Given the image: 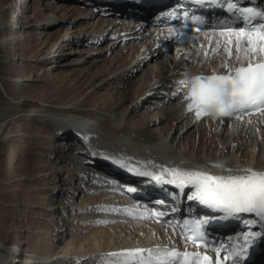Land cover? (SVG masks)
Here are the masks:
<instances>
[{
    "label": "bare ground",
    "instance_id": "obj_1",
    "mask_svg": "<svg viewBox=\"0 0 264 264\" xmlns=\"http://www.w3.org/2000/svg\"><path fill=\"white\" fill-rule=\"evenodd\" d=\"M175 2L179 0H16L10 18L0 15V30H7L0 45H10L11 55L24 47L29 53L20 59L42 66L47 59L70 48L67 55L77 58L63 63H57L55 58L48 64L51 74L58 67L71 68L90 60L86 68L70 73L74 70L71 69L70 76L63 73L53 80L58 85L73 84V89L67 85L63 89L72 90L65 101L52 96L25 108L19 104L24 99L12 97V107L0 112V141H20V137L26 136L32 144L47 148L39 154H46L50 163L42 174L41 189L46 192L40 197L49 203L47 212L53 230L43 232L60 241L65 232L75 228L72 223L78 217L64 214L74 207L84 214L78 219V229L83 233L78 242L80 249L71 253L60 248L52 255L41 256L24 253L19 258V246L26 243L22 235L19 242L12 244L0 240V264H123L136 259L127 254L143 246L183 244L167 222H150L151 209H138L130 196L110 183L109 176H116L131 180L143 194L155 192L145 179H134L119 169L149 173L167 170L192 180L193 174L242 177L251 172L264 173V111L234 121L215 117L196 121L181 108L183 78L228 74L237 66L247 65L249 60L259 62L264 54L238 52V40L241 49L248 47L247 38L240 33L191 34L177 27H153V18L165 11L161 5L173 6ZM35 46L37 50L32 52L30 49ZM109 54L112 55L107 57ZM47 70L37 68L25 73L21 66L7 79L18 93L29 82L42 81L39 76ZM142 70L141 76L133 80ZM1 78L0 91L2 88L6 95ZM119 79L122 83L115 88L109 86ZM121 86L129 87L125 93L116 92L119 95L114 103V94L109 91ZM103 89L100 99L89 101V97L99 95ZM152 97L159 98L158 107L148 114L141 108L148 109L145 102ZM160 99L166 100L163 108L159 106ZM167 116L166 123L161 125ZM30 119L45 130L29 132L25 125ZM228 122L235 124V129L225 126ZM13 124L16 130L11 133L9 128ZM141 131L144 133L140 134ZM86 135H90L87 141L83 139ZM74 149L78 153L64 156ZM65 160L70 161L68 166L64 165ZM14 178L10 181L18 180ZM94 182L100 183L106 193L101 191L75 204L72 199L78 197L79 192L75 193L81 189L76 184ZM109 190L112 194L107 193ZM67 192L70 196L65 198ZM99 211L112 216H102ZM1 229L5 234L11 230L8 225ZM14 231L20 234L21 228ZM72 243L76 241L68 246Z\"/></svg>",
    "mask_w": 264,
    "mask_h": 264
},
{
    "label": "rangeland",
    "instance_id": "obj_2",
    "mask_svg": "<svg viewBox=\"0 0 264 264\" xmlns=\"http://www.w3.org/2000/svg\"><path fill=\"white\" fill-rule=\"evenodd\" d=\"M47 1H51V0H47ZM15 7H16V0H0V15L4 16L7 19L10 18V16L13 15L12 12H14ZM59 29L60 28L57 27V30ZM6 31L7 30L5 28L0 30L1 39L5 36ZM41 37L45 38L44 35ZM106 41H108V39L105 40V42ZM31 44H34V40L31 42ZM10 48H11L10 45L8 46L0 45V77H2L1 81L2 83H4L3 86L6 91V95H5L3 89L1 88L0 110L2 109L3 110L0 112H3L4 110H6V108L12 107L11 106L12 103L10 102L11 101L10 99L12 97L14 99H21V100L24 99V101H22V103H19V104H23L25 108L34 107L35 105L38 104L39 101L47 100V98L52 97V96H53L52 98H55L57 96V99L59 101L60 100L65 101L67 98V95H69L72 90L66 92L63 89L66 85L69 86L71 89H73V84L68 85L69 83L67 82L65 85H60V84L58 85L53 80H56L63 73L69 74L70 76L71 72L84 69V67L86 68L90 62V60L88 59L87 63H83L80 65L78 64V65H75L74 67L72 66L71 68L58 67L55 69L54 73L51 74L48 64L54 61L55 58L58 60L57 63H63L64 61L69 60L71 57H72L71 59L77 58L76 56L74 57V55L73 56L70 54L67 55V52H68L67 50H69L70 48L64 51L63 53L61 52L57 54L53 59H47L42 64V66L35 65V62L31 63V62H26L20 59L23 57L24 58L27 57L26 54L29 53V50L24 49V47H22L20 50H17L15 52L13 51V55H11L12 50ZM45 49L46 48H44L43 50ZM30 50H32V52H35L37 50L36 46H35V49H30ZM39 52H37L36 54L38 55ZM14 53L17 55H14ZM110 55L112 54L107 55V57ZM16 58H19V59L16 60ZM4 59H8L10 62L5 63ZM20 65L23 66V71L25 73H28L31 69L34 71L37 68H42L43 71L45 70V68L48 70L46 74L39 76V78H43L42 81H31L28 83V85L24 87L23 90L21 91L19 90L17 93L15 91L14 85H12L8 81L7 78L8 76L15 75V71L16 69L21 67ZM71 69H74V70L70 71ZM144 70H145V67H144ZM141 72H143V70L137 73V76L133 77V80H137V78L141 76L142 74ZM50 74L52 76H50ZM76 75H77V72H76ZM3 78H6V79L3 80ZM20 80L21 79H19V81ZM118 83L119 84L122 83V80L121 79L115 80L114 82H111L109 86L112 88H115V85ZM16 84L18 85V83ZM128 87L121 86L119 87V89L117 90L115 89L116 91L115 90L109 91V92H113L114 94L112 95V97L114 96L113 97L114 103L116 101V98L119 95V93H116V92L123 90V92L125 93L128 90ZM103 92H104V89L101 91L100 93L101 95L96 94L94 96L89 97V101L92 99H96V97L100 99V96H102ZM140 100H143V99H140ZM158 101H159V98H154V97L148 98L147 101L145 102V105L148 104L147 106H149L147 107L148 109L143 107L141 108V110L144 112H147L148 114H153V112H155L154 110L157 109L156 107H158L156 103ZM165 101H166L165 99L161 100V103H159L160 108L164 107L162 103ZM127 104L128 102L125 105ZM167 105H168V102H167ZM118 111H120V109H118ZM167 118L168 116L164 118V121L161 122V125H164L166 123ZM228 123H226L225 126H230L231 128L235 129V126H236L235 124L233 123L230 124V122ZM25 126L27 127L25 128L29 132L34 131V130L35 131L45 130V128L42 125H40L37 121H35L34 119L27 120V123ZM9 130L11 133L15 131L16 130L15 124L11 125ZM143 133L144 132L141 131L140 134H143ZM18 140L20 141H13V139L0 141V240L5 241V243L7 244H12L13 242H16V241L19 242V239H20L19 237L23 235L22 238L26 241V243L21 244L19 246L20 250L19 249L18 250L21 252L20 256L19 254L17 255V257L19 256V258L23 256L24 253L26 254L29 253L30 255L36 254L37 256H41L44 254L52 255L53 253H56L57 250L59 251L60 248L68 249L71 253L74 251H77L78 249H80L78 242H80L81 239L83 238L82 236L83 233H80V230L78 229L81 227L80 226L81 224L78 221V219L82 217L84 214L82 212H79L78 210H75L74 207L65 211L64 214L66 215V217H70L72 215V216H77L78 218L75 222L72 223V226H73L72 228L75 227L74 228L75 230L71 229L69 233L63 232L65 235L63 234V238L60 241L53 240L54 237L50 236V234L43 232V231L51 232L53 230V224L52 222H50L49 217H48L49 215L47 212L49 203L47 202L46 199H43L42 197H40L46 192V190L41 189L44 186V181L42 180L43 179L42 174L47 169L46 165L50 163L47 161V158L45 157L46 154L43 155L44 158L42 155H39V154L43 150H47V148L43 147L42 149L41 148L42 144L41 145L38 143L32 144L30 142L32 140L27 141L28 137L26 136H22ZM75 152H77L76 149L67 151L66 153H64V156L66 157L70 156L71 154ZM69 162L68 161L66 162L65 160L64 165L66 164L65 166H68ZM61 165L63 166V163L60 164V167ZM14 177H17L18 180L10 181V180H14L15 179ZM84 180H86V177H84ZM45 182L47 183L48 181H45ZM76 185H78V188H81V189L80 190L78 189L79 191L75 193V195L76 194L78 195V192H79L78 197L77 198L74 197V199H72V201H76L75 204L80 203L83 201V199L96 195L97 193L101 191H103L102 193H106V191L102 189L103 187H101L100 183H96V182L90 183V184H84V183L78 184L77 183ZM92 186L93 187L97 186L99 189L97 190L92 189L93 188ZM67 193L68 194H65V198H67L68 195L70 196V192H67ZM107 193L112 194V191L109 190L107 191ZM23 195L26 197L25 203L23 201V198H24ZM99 212L101 213L102 211H99ZM78 214L81 216H79ZM90 214L91 212H89L88 215ZM101 215L107 216L111 214H106L102 212ZM114 215L116 214L113 213V216ZM18 223H19L18 227L15 228V225H17ZM3 225L9 226V228L11 229L9 230L10 231L9 233L5 234L2 231L1 227ZM19 228H21L20 234L17 231H14V229L17 230ZM26 228H27V231L25 230ZM22 230H25L24 233H22ZM69 241L70 242L76 241V243H72L70 246H68L69 245L68 243H70ZM22 251H23V254H22Z\"/></svg>",
    "mask_w": 264,
    "mask_h": 264
},
{
    "label": "snow or ice",
    "instance_id": "obj_3",
    "mask_svg": "<svg viewBox=\"0 0 264 264\" xmlns=\"http://www.w3.org/2000/svg\"><path fill=\"white\" fill-rule=\"evenodd\" d=\"M253 17H264V13L246 10ZM261 31L253 38L252 33H244L248 47L241 49L240 41H237V51L264 54V24L260 25ZM253 32L256 30L253 29ZM238 34V35H240ZM240 57L238 56L237 59ZM193 96L197 104V116L199 106L215 109L221 116H231L234 111L250 109L254 107L264 111V58L253 64L251 60L247 67H240L234 76H212L207 78V84L197 91L193 90ZM189 110H192L191 107ZM197 182V196L202 204L218 207L229 215L237 212H249L264 215V173L251 172L248 176L229 177L227 179H214L209 176L193 174ZM135 191V189H129ZM143 250L128 253L131 256H140ZM178 253L169 252L168 256H176ZM204 264H208L209 258L204 257ZM127 264V262H125ZM140 264H151L150 260L141 259ZM159 264H166L163 259Z\"/></svg>",
    "mask_w": 264,
    "mask_h": 264
}]
</instances>
